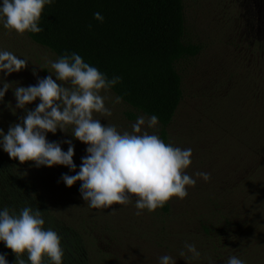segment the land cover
I'll list each match as a JSON object with an SVG mask.
<instances>
[{
	"label": "rangeland",
	"instance_id": "1",
	"mask_svg": "<svg viewBox=\"0 0 264 264\" xmlns=\"http://www.w3.org/2000/svg\"><path fill=\"white\" fill-rule=\"evenodd\" d=\"M183 6L184 42L201 50L177 67L182 100L166 131L168 142L192 149V163L185 171L208 172L210 180L197 178L195 186H186L188 195L170 198L166 213L157 208L136 215L133 203L89 208L80 198L79 182L66 187L58 179L62 173L74 174L64 166H53L46 175L40 167L33 168L39 187L50 191L53 213L75 227L83 225L90 235L91 264H158L165 254L175 257V264H209V258L225 264L232 255L247 264H264V229L262 238L256 241L253 236L254 229L264 225V0H183ZM0 48L28 61L19 72L7 77L0 73V79L12 84L0 101V124L7 130L39 102L18 109L12 89L34 85L49 74L55 79L46 61L57 58L27 33L2 26ZM101 95L108 96L105 105L112 115L94 113V118L131 131L136 119L125 116L131 108L113 104L110 90H101ZM159 130V124L146 129L157 135ZM64 131L47 133L46 139L59 142L64 151V141H71L78 170L86 145L71 137V126ZM185 242L195 244L198 259L179 256Z\"/></svg>",
	"mask_w": 264,
	"mask_h": 264
},
{
	"label": "clouds",
	"instance_id": "2",
	"mask_svg": "<svg viewBox=\"0 0 264 264\" xmlns=\"http://www.w3.org/2000/svg\"><path fill=\"white\" fill-rule=\"evenodd\" d=\"M54 0H0V26L16 34L39 33L41 12ZM93 19L103 22L100 12ZM91 27V26H89ZM28 63L13 52L0 48V73L7 77L23 70ZM46 64L55 73L37 79L34 85H16L13 96L15 107L25 109L33 101L35 108L26 110L22 119L9 125L7 132L0 129V150L19 163L32 162L39 168L64 166L72 175L62 173L60 181L71 187L79 182L80 198L89 208L108 209L111 205L133 203L139 215L142 210L152 212L176 197L188 195L187 187L195 186L197 178L208 182L210 173L185 171L192 163V149L166 143L153 129L158 124L155 114L139 115L131 131H119L114 124H101L94 113L111 116L106 107L108 92L121 81L116 75L111 79L97 67L85 62L76 52L64 53ZM12 85L0 79V101ZM122 97H112L113 104H120ZM71 126V137L86 145L80 165L73 162L74 146L64 141L67 150L56 141L46 139L47 133ZM187 186V187H186ZM134 197V199H133ZM112 209L111 211H116ZM44 212L30 204L18 210L0 206V243L15 254L16 264H63L64 248L61 236L52 227H45ZM26 255V260L23 258ZM179 256L198 259L200 251L195 244L185 242ZM176 258L162 255L158 264H175ZM0 264H9L6 253H0ZM209 264L214 261L209 258ZM226 264H245L236 255Z\"/></svg>",
	"mask_w": 264,
	"mask_h": 264
},
{
	"label": "trees",
	"instance_id": "3",
	"mask_svg": "<svg viewBox=\"0 0 264 264\" xmlns=\"http://www.w3.org/2000/svg\"><path fill=\"white\" fill-rule=\"evenodd\" d=\"M183 9V0H54L41 12L38 23L43 30L26 33L56 58L76 52L107 78L120 76L121 81L109 90L133 111L125 116L135 120L138 114H155L160 125L158 136L169 143L166 127L182 100L177 67L201 50L197 44L184 42ZM95 12L101 13L103 22L93 19ZM0 129L6 134L1 124ZM34 167L32 162L21 164L0 150V206L18 210L27 203L38 208L44 212L45 227H52L61 236L63 264H91L87 248L90 235L87 237L83 225L75 223V227L53 213L47 195L50 191L39 187ZM40 171L41 175L51 173L43 166ZM160 209L166 213L167 203ZM262 229L264 225L254 229V240L263 237ZM0 253H6L9 264H16L15 254L2 243ZM101 255L104 261L106 253ZM23 258L26 260V255ZM43 264L49 261L45 258Z\"/></svg>",
	"mask_w": 264,
	"mask_h": 264
}]
</instances>
